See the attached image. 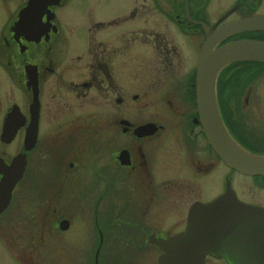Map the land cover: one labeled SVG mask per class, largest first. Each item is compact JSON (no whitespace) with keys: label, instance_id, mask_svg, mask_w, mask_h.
Instances as JSON below:
<instances>
[{"label":"flooded vegetation","instance_id":"1","mask_svg":"<svg viewBox=\"0 0 264 264\" xmlns=\"http://www.w3.org/2000/svg\"><path fill=\"white\" fill-rule=\"evenodd\" d=\"M248 17H264V0H0V182L14 158L18 176L0 212V264H52V231H67L78 217L96 234L76 247L94 250L92 264H158L156 240L183 232L191 207L218 196H209L218 165L264 193V175L235 171L209 145L195 96L202 23L215 30ZM247 38L264 41V28L227 41ZM178 41L191 59L180 73L172 64ZM153 52L168 56L154 67L159 76L135 63ZM72 54L90 59L64 65ZM262 69L230 65L215 88L228 132L254 154H264ZM137 104L146 112L138 115ZM148 123L155 130L134 132ZM235 197L264 207L262 199ZM85 255L65 264H89ZM202 264L232 262L205 253Z\"/></svg>","mask_w":264,"mask_h":264},{"label":"water","instance_id":"2","mask_svg":"<svg viewBox=\"0 0 264 264\" xmlns=\"http://www.w3.org/2000/svg\"><path fill=\"white\" fill-rule=\"evenodd\" d=\"M261 28L264 17L237 20L213 32L204 26L206 37L196 64V101L202 131L227 166L247 175H264V155L246 150L230 135L218 110L215 84L218 73L233 62L264 63V41L240 39L217 45L230 35ZM154 129L144 125L135 132ZM16 170L14 159L0 182V212L8 205L18 179ZM66 225V220L60 222L62 228ZM157 244L164 251L159 264H201L205 253L224 256L232 264H264V208L239 202L227 183L222 196L191 208L184 232Z\"/></svg>","mask_w":264,"mask_h":264},{"label":"rangeland","instance_id":"3","mask_svg":"<svg viewBox=\"0 0 264 264\" xmlns=\"http://www.w3.org/2000/svg\"><path fill=\"white\" fill-rule=\"evenodd\" d=\"M115 11V9H114ZM83 12V11H80ZM80 18V15L76 16V19L78 20ZM149 30H152L153 32L155 31L156 33H162L164 31H168V29L166 28V26H162L160 24H151L149 26ZM136 28H145L144 26L141 27H136ZM148 30V31H149ZM142 32H147V30L143 29ZM139 33V32H137ZM184 42H179L178 41V48H177V55H175L174 57H172V64L175 66L179 67L175 70L176 72L183 71V68H186L187 66H189L191 64V59L188 61V57H187V50L185 48V46H183ZM75 53V52H74ZM80 56H83V52H79L78 53ZM73 57H69L67 58V60L65 61L64 65H68V66H77V67H82L85 66L86 61H88L90 58H81L79 59V56H75L74 54H72ZM150 58H147L146 60L144 59L145 56L143 55H137L135 63L138 66H151L153 68V73H155L156 75L159 76V74L156 73L154 67H159L162 65V60L163 58H166L168 56H166L165 54H163L160 58L156 57V54L153 52L151 53ZM194 58V57H193ZM192 58V59H193ZM193 63V61H192ZM262 73L258 76V80L257 83L258 87H259V97L263 98V94H264V69L261 70ZM177 74V73H175ZM73 77V81L77 82V81H81L83 79L82 75H72ZM161 79V78H160ZM156 81V80H154ZM156 83V82H154ZM159 87V86H158ZM156 92H153V96L156 97L159 94V91L157 92V88H155ZM262 94V95H261ZM86 103V101H76L74 104H72V112L74 113V110H81V106H83ZM91 104H93V102L91 101ZM108 102H106L105 105V112H107V107H108ZM150 107V109H153L155 111H158V107L160 106L158 103L152 102V104L148 105ZM148 106L146 107V109L148 108ZM90 108V107H89ZM92 109H96L97 106H92ZM146 109H144V107H142L141 104H137L136 105V111L137 114H141V113H145ZM162 114V113H161ZM219 164V162H218ZM226 175L230 176V180H231V185L233 187V189L235 190V192L238 195H242V197L247 198V199H251V200H264V193L259 190L258 186H254L252 184V182H250V180L242 178V176L237 175L235 173L226 174V169L225 167H223L222 165H218L216 168V172L214 174V177L211 178V182H210V194L209 196L214 197L217 195H220L223 191L224 188V180ZM205 192H207L205 190ZM84 219H81L80 217L78 218H71L70 219V226L68 228L67 231L65 232H61L58 228L56 230L52 231V264H65V261L70 260V258L72 259H80L83 258L82 253L86 254L85 255V259H88L89 264H92L91 262V258L93 255V251L94 250H84L81 249L79 250V248L76 249V247L78 246V243L83 242V241H90L91 237H93L92 240L96 241V234L95 231L93 229L91 222H89V225L86 222V218H85V224H84ZM90 220H92L90 218ZM58 227V226H57ZM66 228V226H65ZM82 245H79V247H81ZM85 246V244H84ZM84 250V251H82ZM50 253V249H42L39 251V259H43L48 257ZM42 262L40 261V264Z\"/></svg>","mask_w":264,"mask_h":264},{"label":"trees","instance_id":"4","mask_svg":"<svg viewBox=\"0 0 264 264\" xmlns=\"http://www.w3.org/2000/svg\"><path fill=\"white\" fill-rule=\"evenodd\" d=\"M225 75H226V72H223L222 75H221L220 80H221V79H224V78H225ZM238 75H239V77H240V74H238ZM239 77H238V78H239ZM231 78H232V77H231ZM232 79H234V77H233ZM232 79H231V80H232Z\"/></svg>","mask_w":264,"mask_h":264},{"label":"bare ground","instance_id":"5","mask_svg":"<svg viewBox=\"0 0 264 264\" xmlns=\"http://www.w3.org/2000/svg\"><path fill=\"white\" fill-rule=\"evenodd\" d=\"M229 37V36H228ZM231 38V36L229 37V39ZM228 38H225L223 41H222V43L221 44H223L225 41H227V40H229ZM220 44V45H221ZM219 47V46H218Z\"/></svg>","mask_w":264,"mask_h":264}]
</instances>
